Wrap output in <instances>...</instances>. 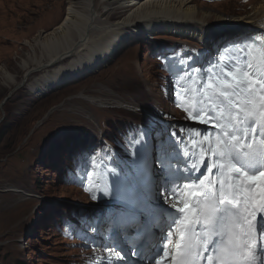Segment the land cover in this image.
Instances as JSON below:
<instances>
[{"label": "rangeland", "instance_id": "obj_1", "mask_svg": "<svg viewBox=\"0 0 264 264\" xmlns=\"http://www.w3.org/2000/svg\"><path fill=\"white\" fill-rule=\"evenodd\" d=\"M68 1L0 0V128L4 132L0 138V264H17L20 261L27 264H71L77 255L64 242L62 234L69 236L70 233L59 227L60 218L74 211L70 206L82 208L94 201L84 191L89 172L93 174V183L106 181L109 188L118 177V167L109 168L105 162L99 163V158L94 155V144L98 142V139L94 140V135L99 129L105 130V125L110 126V132H113L124 122H138L142 117L137 109L143 107L148 111L150 105L155 113L161 111L175 117L181 115L160 98L157 90L159 86L164 87V82L157 64L152 61L151 52L157 45L153 41L154 46L150 48L144 46V42L157 39L164 44L174 42L182 45L183 42L193 43L190 40L196 39L166 32L141 35L134 42L129 41L105 65L85 75V79L68 83L41 97L30 91L31 86L35 85L43 88L45 76L66 67L75 58L68 57L57 66L41 71L32 62L21 68L22 61L32 53L26 43L58 26L65 15ZM189 2L198 11L199 18L206 14L212 37L229 35L238 28L245 31L244 27L226 24L230 19L244 18L257 6H264V0ZM95 5L97 16L106 20L109 26L122 21L130 10L107 5L102 0H95ZM258 19L263 18L259 16ZM138 40L141 41L136 43ZM220 40L214 41L217 45L215 49L219 48ZM174 50L177 57L178 50ZM34 52L39 53L38 50ZM217 52L195 57L194 62L197 66L205 67L215 59ZM47 62L46 58L40 61L44 64ZM181 71L180 64L173 62L169 68L171 90ZM7 75L12 78L9 83L5 79ZM81 93L102 100L117 99L134 106L135 110H104L106 108L77 99L76 96ZM7 96L10 98L5 101ZM81 132L89 133L81 138L75 137ZM87 136L93 137L91 141L88 140L87 153L77 160L76 156L68 159L67 151L72 152L75 144L86 141ZM67 139L74 140L66 145ZM135 151L143 155L148 153L144 140L136 144ZM102 155V158H107L104 152ZM135 155L129 145L126 151L121 152L120 159L126 163ZM92 158L100 167L92 168ZM115 162L120 163L117 158ZM109 169L116 174L113 175Z\"/></svg>", "mask_w": 264, "mask_h": 264}, {"label": "snow or ice", "instance_id": "obj_2", "mask_svg": "<svg viewBox=\"0 0 264 264\" xmlns=\"http://www.w3.org/2000/svg\"><path fill=\"white\" fill-rule=\"evenodd\" d=\"M181 59L188 63L180 65L174 81L176 106L205 131L170 126L186 161L184 171L196 178L158 190L161 202L178 216L154 264H264V36L258 42L224 46L205 67L197 66L190 55ZM156 164L159 176L146 161L127 176L134 219L153 229L157 217L149 194L154 183L167 180L164 158L157 157ZM91 165L100 167L94 158ZM87 181L84 191L92 200L113 195L106 181L93 183L92 172ZM101 247L120 255L103 257L98 264L127 259L119 248Z\"/></svg>", "mask_w": 264, "mask_h": 264}, {"label": "bare ground", "instance_id": "obj_3", "mask_svg": "<svg viewBox=\"0 0 264 264\" xmlns=\"http://www.w3.org/2000/svg\"><path fill=\"white\" fill-rule=\"evenodd\" d=\"M102 1L107 5L121 6L125 10L130 8L129 13L122 21H116L109 26L106 20H101L97 16L95 0H69L59 25L50 32H40L41 34H38L31 43H26L30 46L32 53L27 56V60L22 61L21 68H25L29 62H32L36 64V69L41 71L59 64L68 57H75L66 67L58 68L52 75L45 76L43 88L37 85L31 86V91L35 95L41 97L47 92L96 71L129 41L134 42L141 35L152 36L166 32L198 41L202 38L204 43L212 37L211 27L205 19L206 14L203 18H199L198 11L189 0ZM259 16L263 19H258ZM207 18L209 20L210 15ZM228 22L226 26H241L245 31L254 30L257 31L255 35L264 36V6H257L244 18L230 19ZM35 50L39 51L38 55L34 52ZM43 58L48 60L47 64L40 63ZM5 79L8 83L12 81L9 75L5 76ZM76 98L85 103L106 108L104 110L117 108L135 110L134 106L124 104L117 99L102 100L89 97L84 93L77 95ZM140 109L143 114L146 112Z\"/></svg>", "mask_w": 264, "mask_h": 264}, {"label": "trees", "instance_id": "obj_4", "mask_svg": "<svg viewBox=\"0 0 264 264\" xmlns=\"http://www.w3.org/2000/svg\"><path fill=\"white\" fill-rule=\"evenodd\" d=\"M2 136H4V132H3V130H2V127L0 128V138L2 137ZM17 264H27L25 261H20V262H18Z\"/></svg>", "mask_w": 264, "mask_h": 264}, {"label": "water", "instance_id": "obj_5", "mask_svg": "<svg viewBox=\"0 0 264 264\" xmlns=\"http://www.w3.org/2000/svg\"><path fill=\"white\" fill-rule=\"evenodd\" d=\"M9 98H10V97H9V96H7V98L5 99V101H7Z\"/></svg>", "mask_w": 264, "mask_h": 264}]
</instances>
